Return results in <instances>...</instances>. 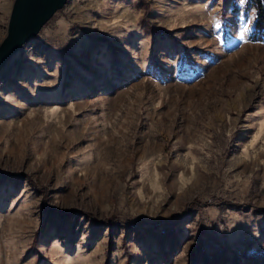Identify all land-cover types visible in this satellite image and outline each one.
<instances>
[{
	"label": "rangeland",
	"instance_id": "1",
	"mask_svg": "<svg viewBox=\"0 0 264 264\" xmlns=\"http://www.w3.org/2000/svg\"><path fill=\"white\" fill-rule=\"evenodd\" d=\"M244 2L67 0L9 59L0 264H264V41ZM112 217L145 223L93 224Z\"/></svg>",
	"mask_w": 264,
	"mask_h": 264
},
{
	"label": "water",
	"instance_id": "2",
	"mask_svg": "<svg viewBox=\"0 0 264 264\" xmlns=\"http://www.w3.org/2000/svg\"><path fill=\"white\" fill-rule=\"evenodd\" d=\"M67 0H13L7 28L0 42V69L27 42L35 38Z\"/></svg>",
	"mask_w": 264,
	"mask_h": 264
},
{
	"label": "trees",
	"instance_id": "3",
	"mask_svg": "<svg viewBox=\"0 0 264 264\" xmlns=\"http://www.w3.org/2000/svg\"><path fill=\"white\" fill-rule=\"evenodd\" d=\"M244 10H251L253 12V16H254V40L257 41H264V0H245L244 2ZM145 29L147 31V33L151 36L152 40L154 41L155 38L158 39H163L166 38V34H163L161 31H154L150 28L149 24L146 22L145 24ZM92 40L97 41V42H102L104 43L106 46H108L109 48H112L111 43H109V41H107L104 38H92ZM40 193L42 194V196L44 197L45 192L44 190H41ZM209 202H201L199 200H194L192 201L188 207L186 208L187 211H184L182 213V215H186L187 212L189 211L188 209H191L192 207L195 206H202V205H207ZM222 204H227L229 205L227 202L225 201H221ZM42 205L43 204V200L41 202ZM237 207V206H236ZM44 210L46 212H49L48 209L44 208ZM55 213V212H54ZM177 219V216H172L168 219H161V220H156V221H151V225L153 227H158V226H165L168 223H171L173 221H175ZM145 222H142V220H132V221H123L120 222L118 221L116 218L112 217L110 219H105L101 222H94L93 224H95V226H102V225H107L109 227H114V226H121V227H132V226H137V225H143Z\"/></svg>",
	"mask_w": 264,
	"mask_h": 264
}]
</instances>
